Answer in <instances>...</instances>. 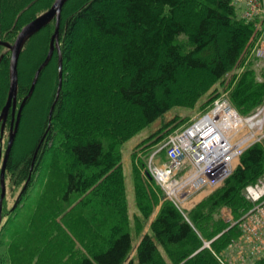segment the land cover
Segmentation results:
<instances>
[{"label":"trees","instance_id":"16d2710c","mask_svg":"<svg viewBox=\"0 0 264 264\" xmlns=\"http://www.w3.org/2000/svg\"><path fill=\"white\" fill-rule=\"evenodd\" d=\"M54 1L0 0V40L14 43ZM74 1L62 12L63 88L50 131L36 156L58 88L57 51L23 111L6 168V183L10 179L14 187L30 179L0 229L10 236V264H222L223 252L241 233L223 210L238 221L251 209L243 191L264 177V141L247 149L224 186L187 216L147 177L143 160L166 139L161 135L154 141L159 134L181 124L173 120L142 141L132 153L140 213L133 220L135 236L141 238L137 245L123 148L174 108L193 110L207 96L201 106L207 112L222 95L220 86L241 116H252L264 105V65L254 53L257 29L240 19L231 0H79L71 7ZM54 32L55 22L28 42L20 57L18 107ZM42 36L37 45L45 41L44 55L28 74L24 61ZM10 58L11 52L0 47V115L8 99ZM48 69L54 90L43 130L23 154L16 147L25 112ZM11 120L10 114L3 142ZM36 182L41 192L27 204ZM5 204L6 199L3 220ZM205 243L210 247L204 248ZM252 264H264V258Z\"/></svg>","mask_w":264,"mask_h":264},{"label":"built area","instance_id":"2783aa9c","mask_svg":"<svg viewBox=\"0 0 264 264\" xmlns=\"http://www.w3.org/2000/svg\"><path fill=\"white\" fill-rule=\"evenodd\" d=\"M231 1L240 19L253 23L257 29L258 41L254 53L259 64L264 65V0ZM263 126L264 105L244 122L229 99L220 97L209 111L166 140L161 150L152 157L149 171L165 198L181 210L193 195L224 186L244 152L264 141ZM248 127L254 133L249 138L242 136ZM259 133L261 136L256 143L247 144ZM160 152H165L166 162L156 164ZM220 159L225 160L228 170L223 177L215 179V166ZM243 195L252 205L251 209L238 221L225 212V216L229 215L227 222L237 225L241 232L233 244L235 260L238 259L235 263L231 259L234 264H250L264 258V177L248 185ZM223 261L220 260L225 264Z\"/></svg>","mask_w":264,"mask_h":264},{"label":"rangeland","instance_id":"374dc122","mask_svg":"<svg viewBox=\"0 0 264 264\" xmlns=\"http://www.w3.org/2000/svg\"><path fill=\"white\" fill-rule=\"evenodd\" d=\"M79 0H75L71 7L75 6V2ZM55 2V1H54ZM75 3V4H74ZM54 4V3H53ZM68 4V3H67ZM66 4V5H67ZM74 5V6H73ZM52 7V6H51ZM41 39H43V36L36 39L32 46L30 47L29 54L24 61V71L28 74L32 73V70L34 66L37 64V62L43 57L44 55V47H45V41H43L42 45H37V42H39ZM47 57V55H46ZM45 60V59H44ZM45 74V73H44ZM43 74V75H44ZM231 74L228 75L227 78L230 79ZM54 90V78L53 74L50 69L46 71V74L44 75L41 84L37 90V94L35 98L32 100V103L27 107L26 109V117L23 120L22 123V128L20 131V136L19 140L17 143V149L22 152L23 154L26 153L31 146L34 144V142L39 139L40 134L43 130V125L45 122V116H46V109H47V104L50 103L52 99V93ZM219 91L222 92V95L220 97H225L228 98L227 95L224 93V87H219ZM33 97V96H32ZM208 100V97H204L200 103L197 105V107L193 110L191 109H186V108H174L168 113H166L163 117H161L159 120H157L154 124H152L150 127L146 128L144 131H142L138 136L130 140L124 145L123 148V167H124V175H125V185H126V192H127V197H128V203H129V214L130 218L132 220L131 226H132V231H133V238H134V245L139 244L141 238L138 236H135L134 233V217L136 215H140L139 210L136 206V201H135V193H134V180H133V163H132V153L134 149L145 139L149 138L150 136L158 133L163 127L168 125L171 121L177 120L178 124H181L178 126L175 130L174 126H170L167 129H165L162 134H159L155 139H158L161 135H165L166 139L164 142L158 144L157 147H155L150 154L147 156L143 157V160L147 163V169H149L150 166V161L152 157L161 150L163 147V144L166 142V140L178 133L180 130L184 129L187 127L189 124H191L196 118L200 117L202 114L206 113L203 112L204 110H201V106ZM209 111V109L207 110ZM256 113V112H255ZM254 113V114H255ZM253 114V115H254ZM252 115V116H253ZM244 117L241 116L244 120V122H247V119L252 117ZM260 117H263L262 115ZM185 121V123H184ZM257 121V120H256ZM264 128V126H263ZM174 129V130H173ZM251 134H254L251 129L246 128L242 134L244 137H250ZM260 134V133H259ZM260 135H256L254 139L250 140L247 144L251 145L256 143V140L259 138ZM253 138V137H252ZM8 134H6V137L3 142V151L5 152L7 145H8ZM255 141V142H254ZM241 160V159H240ZM166 162V155L165 152H160L159 156L156 158L155 163L156 164H163ZM236 166H233V172L237 169V167L240 165V161L238 164H235ZM229 174V173H228ZM233 174V173H232ZM231 174V176H232ZM230 178V177H229ZM228 180V179H227ZM26 185V184H25ZM24 186H20L19 188L14 187L10 179L7 180L6 187H7V195H6V204H5V214H4V220H3V225H7L8 220L10 218L11 212L14 210L16 205H18V199L22 194V191L24 189ZM247 187V186H246ZM42 189V184H34V186L29 190V199L27 201V204H30L33 200L37 198V196L40 194ZM218 190V189H217ZM215 190V191H217ZM245 190V189H244ZM215 191L211 190H204L201 193H197L193 195L189 201L185 202L183 206L181 207V212L187 216V213L190 212L192 209H194L198 204H200L204 199L209 197L211 194H213ZM248 202V201H247ZM29 207L31 205H28ZM27 211L23 212L26 213ZM29 212V211H28ZM225 212L227 214L230 213V216H232V213L228 209L223 210V214L225 216ZM229 216V215H228ZM228 216H225L227 219ZM233 217V216H232ZM151 222L145 227L144 233L146 234L150 230ZM142 234V235H143ZM239 238V237H238ZM237 238V239H238ZM235 239V240H237ZM231 242V244L228 246L226 251L223 252V262L225 264H234L235 261V247H234V241ZM9 243H10V236H7L6 234H3L1 232L0 234V264H1V258L4 257L6 262L4 261L3 264H10V260L8 257L9 254ZM206 248L210 247L209 243H205ZM135 250H133L131 258L134 257L135 255ZM231 259H234V263L231 261ZM254 262V261H253ZM251 262L250 264H252Z\"/></svg>","mask_w":264,"mask_h":264},{"label":"water","instance_id":"95a60500","mask_svg":"<svg viewBox=\"0 0 264 264\" xmlns=\"http://www.w3.org/2000/svg\"><path fill=\"white\" fill-rule=\"evenodd\" d=\"M70 0H55L52 7L47 10L45 13L41 14L39 17H37L35 20L27 24L18 34L17 38L15 39L14 43H6L2 42L0 40V47H4L8 49L11 52V58H10V85H9V93H8V99L5 107L3 108L1 115H0V229L3 222V212H4V202L7 195V187H6V168L7 164L12 152V149L14 147L17 134L20 128L21 120L23 111L28 103V101L32 98L34 95V92L36 90L37 84L40 80V77L44 70L50 65L55 52L58 53V74H59V82H58V88L55 96V100L51 106V110L49 113V126L46 131V134L40 143L39 148L37 149L36 156L38 154V151L43 144L46 135L50 131L51 128V121L52 117L55 111V108L59 102L62 88H63V54L61 52L60 48V42H59V35H60V25H61V19H62V12L64 10V7ZM53 22H55V32L51 38L50 42V48L49 52L47 54V57L43 61V63L39 66L37 71L35 72L31 88L29 90L28 95L23 99L20 106L18 107V92H19V61L20 57L28 44V42L35 37L38 33H40L42 30L47 28L49 25H51ZM12 116L11 125H10V132H9V140L8 145L5 150L3 151L2 143L4 138L5 129L7 126V122L9 120V116ZM35 156V158H36ZM35 160V159H34ZM147 177L150 180H153L152 175L150 172H147ZM30 182V179L26 183L21 196L18 200L22 197V195L27 190L28 184ZM19 202V201H18ZM18 204V203H17ZM207 246H205L206 248Z\"/></svg>","mask_w":264,"mask_h":264},{"label":"bare ground","instance_id":"6f19581e","mask_svg":"<svg viewBox=\"0 0 264 264\" xmlns=\"http://www.w3.org/2000/svg\"><path fill=\"white\" fill-rule=\"evenodd\" d=\"M215 170H216L214 173L215 179H219V178L223 177L224 174H226L228 167L227 166L225 167V160L224 159H220L218 161V163L215 166Z\"/></svg>","mask_w":264,"mask_h":264}]
</instances>
